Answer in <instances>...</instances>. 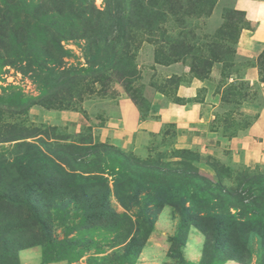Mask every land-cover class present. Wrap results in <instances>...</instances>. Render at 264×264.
Masks as SVG:
<instances>
[{"label":"rangeland","instance_id":"obj_1","mask_svg":"<svg viewBox=\"0 0 264 264\" xmlns=\"http://www.w3.org/2000/svg\"><path fill=\"white\" fill-rule=\"evenodd\" d=\"M20 1L12 0L11 12L6 14L8 0H0V157L4 153L13 159L16 151H23L21 147L16 149L19 142L40 138L79 144L99 141L94 130L97 119L103 123L117 115L122 98L137 104L144 117L152 104L158 110L207 98L216 107L212 128L220 132L222 139L245 132L256 117V110L264 106V57L251 60L237 55L239 32L251 26L234 7L236 0H180L174 5H163V12L174 11V16L169 15L173 20L160 24L161 30L135 27L118 45L123 55L126 51L124 60L95 62L87 57L85 42L71 37L69 30L76 27L73 32L78 31L73 24L77 20L55 14L53 20L43 15L37 23L32 10L23 11ZM94 1L98 9L104 10V0ZM138 4H144L143 0L134 1L132 17L140 27L136 19L144 17V13L136 7ZM24 28L40 43L36 40L28 45L21 32ZM2 58L6 63L3 67ZM95 63L97 69L102 67L97 72L101 78L91 68ZM250 64L257 65L259 72V82L254 84L244 77ZM27 65L37 71L35 76L23 72L21 68ZM42 90L45 96L55 97L68 109L47 108L39 99ZM65 110L77 112L90 124L80 132L74 131L60 118V112ZM177 133L175 124L166 126L144 148L125 152L166 163L180 161L184 154L179 150L189 149L194 153L191 162L200 173L218 179L219 172L225 186L235 187L245 172L264 173L260 164L248 166L234 161L227 150L216 156L196 147H181ZM10 137L14 140L1 141ZM222 166L223 170L217 171ZM7 182L1 168L0 254L3 257L6 241H13L11 245L18 249L15 259L8 264H117L123 253L116 246L118 220L91 222L88 230H73V219L57 216L54 207L47 205L51 210L47 230L36 224L32 231L26 227L25 233L21 222L26 217L24 209L11 203L6 205L2 200ZM45 202L41 198V208ZM110 205L116 211H126L114 196ZM195 223H184L178 209L166 205L135 264H201L206 237ZM143 237L140 235L139 239ZM258 247L254 245L252 257L245 263L228 260L223 264H258ZM2 259L0 264L6 263Z\"/></svg>","mask_w":264,"mask_h":264},{"label":"trees","instance_id":"obj_2","mask_svg":"<svg viewBox=\"0 0 264 264\" xmlns=\"http://www.w3.org/2000/svg\"><path fill=\"white\" fill-rule=\"evenodd\" d=\"M134 1L104 0V10L98 9L94 0L20 2L23 11L32 10V17L37 23L43 20L41 16L46 15L53 20L55 14L77 20L73 24L78 31L73 32L76 27H70L71 37L85 42L87 57L95 62L96 59L112 61L119 58L120 61L125 58L126 51L123 55L118 48L119 43L136 28L146 26L149 31L161 30L160 24L173 20L169 15H175L174 11L170 14L163 12L161 6L180 2L143 0L144 4L136 6L144 13V17L136 19L141 25L137 27L132 17ZM8 3L6 14L11 12L10 5H13L12 0ZM238 12L246 17L244 11ZM6 30L10 31L9 28ZM21 32L26 35L28 45L36 40L40 43L38 37L35 40L31 38L27 28ZM44 53L48 56L47 52ZM263 57L264 51L258 59ZM5 64L2 58V67ZM96 67V63L91 66L96 70V76L101 78L97 72L102 71V67ZM21 69L33 76L37 72L29 69L28 65ZM40 83L43 84V80ZM54 98L45 96L42 90L39 99L47 108L68 109ZM170 125L173 124L166 126ZM37 134L29 135L33 137ZM12 140L14 138L10 137L1 141ZM18 147L23 151H16L13 159L4 153L0 157V169L8 181L2 200L6 201V205L11 203L24 209L26 217L21 221L24 232L26 227L32 231L36 224H40L41 228L47 227L46 223L51 219V210L48 211L47 205L48 208L54 207L57 216L73 219V230H88L91 222L116 219V246L123 250L117 264H135L158 215L166 205H170L178 209L184 223L195 220L205 234L201 264H223L228 260L245 263L252 257L255 244L259 245L258 264H264V173L245 172L237 185L232 187L223 185L219 172L218 179L201 174L191 162L194 153L189 149L179 150L184 154L180 156V161L162 163L139 158L99 141L79 144L40 138L19 142L16 149ZM222 170L223 166L217 168V171ZM112 196L126 211L119 212L110 207ZM41 198L46 200L44 209L40 205ZM123 221L126 222L124 226ZM140 235L145 237L139 239ZM175 238L178 240L177 236ZM12 243L6 241L3 257L0 254V259H6L4 264L16 257L18 249Z\"/></svg>","mask_w":264,"mask_h":264},{"label":"crops","instance_id":"obj_3","mask_svg":"<svg viewBox=\"0 0 264 264\" xmlns=\"http://www.w3.org/2000/svg\"><path fill=\"white\" fill-rule=\"evenodd\" d=\"M234 7L246 13L251 26L239 32L237 55L253 60L264 51V0H236ZM244 77L251 84L259 82L257 66H247ZM203 85L206 86V81ZM215 108L207 98L191 104L174 103L158 110L152 104L148 116L144 117L137 104L130 98H122L117 115L103 123L97 119L99 122L95 123L94 130L99 141L136 152L166 125L175 124L177 143L181 147H196L202 153L216 156L227 150L234 161L264 167V106L256 110V117L245 132L227 139H222L220 132L212 128ZM60 118L76 132L90 124L74 111H61Z\"/></svg>","mask_w":264,"mask_h":264}]
</instances>
